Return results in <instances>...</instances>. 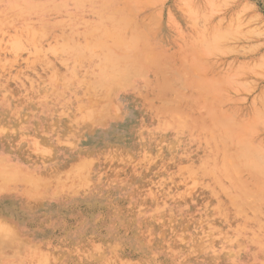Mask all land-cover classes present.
I'll return each mask as SVG.
<instances>
[{
    "label": "rangeland",
    "instance_id": "374dc122",
    "mask_svg": "<svg viewBox=\"0 0 264 264\" xmlns=\"http://www.w3.org/2000/svg\"><path fill=\"white\" fill-rule=\"evenodd\" d=\"M86 1L0 0V264H264V0Z\"/></svg>",
    "mask_w": 264,
    "mask_h": 264
},
{
    "label": "bare ground",
    "instance_id": "6f19581e",
    "mask_svg": "<svg viewBox=\"0 0 264 264\" xmlns=\"http://www.w3.org/2000/svg\"><path fill=\"white\" fill-rule=\"evenodd\" d=\"M48 1V0H47ZM63 1V0H62ZM88 1V0H87ZM86 1V2H87ZM91 1V0H90ZM50 2V1H49ZM94 2V1H93ZM16 3V2H15ZM22 3V2H21ZM33 3V2H32ZM48 3V2H47ZM88 3V2H87ZM102 3H105V1L104 2H102ZM85 4V3H84ZM99 4H100V2H99ZM106 4V3H105ZM4 5V4H3ZM20 5H22V4H20ZM30 5V4H29ZM56 5V4H55ZM96 5V4H95ZM101 5H103V4H101ZM111 5V4H110ZM14 6V5H13ZM24 6V5H23ZM31 6V5H30ZM41 6V5H40ZM39 5H38V7H40ZM54 6V5H53ZM11 7V6H10ZM20 7V6H19ZM27 7V6H26ZM42 7V6H41ZM56 7H58V6H56ZM72 7V6H71ZM74 7V6H73ZM88 7V6H87ZM105 7H106V5H105ZM24 8V7H23ZM60 8V7H59ZM107 8V7H106ZM110 8V7H109ZM36 9V8H35ZM61 9V8H60ZM102 9V8H101ZM12 10V9H11ZM18 10V9H17ZM32 10V9H31ZM40 10V9H39ZM112 10V9H111ZM16 11V10H15ZM24 11V10H23ZM52 11V10H51ZM92 11V10H91ZM90 11V12H91ZM95 11V10H94ZM97 11V10H96ZM107 11V10H106ZM22 12V11H21ZM40 12V11H39ZM41 12H43V11H41ZM93 12V11H92ZM92 12H91V14H92ZM99 12V11H98ZM105 12V11H104ZM13 13H14V11H13ZM19 13V12H18ZM23 13V12H22ZM30 13V12H29ZM49 13V12H48ZM47 13V14H48ZM70 13H71V11H70ZM86 13V12H85ZM108 13V12H107ZM112 13V12H111ZM114 13V12H113ZM112 13V14H113ZM68 14V13H67ZM118 14V13H117ZM5 15V14H4ZM10 16V15H9ZM19 16V15H18ZM50 16V15H49ZM128 16V15H127ZM98 17V16H97ZM104 17V16H103ZM15 18H16V16H15ZM19 18V17H18ZM44 18V17H43ZM46 18V17H45ZM77 18V17H76ZM90 18V17H89ZM11 19H12V17H11ZM33 19V18H32ZM4 20V19H3ZM24 20V19H23ZM26 20V19H25ZM40 20V19H39ZM54 20V19H53ZM72 20V19H71ZM11 21V20H10ZM15 21V20H14ZM37 21V20H36ZM36 21H34V22H36ZM41 21V20H40ZM73 21V20H72ZM99 21V20H98ZM105 21V20H104ZM29 22V21H28ZM32 22V21H31ZM54 22V21H53ZM66 22V21H65ZM68 22H69V20H68ZM71 22V21H70ZM91 22V21H90ZM11 23V22H10ZM48 23V22H47ZM50 23V22H49ZM52 23V22H51ZM4 24H6V23H4ZM24 24V23H23ZM26 24V23H25ZM77 24V23H76ZM80 24V23H79ZM96 24V23H95ZM132 24V23H131ZM32 25V24H31ZM72 25V24H71ZM101 25V24H100ZM106 25V24H105ZM109 25V24H108ZM8 26V25H7ZM17 26V25H16ZM24 26V25H23ZM64 26V25H63ZM102 26V25H101ZM107 26V25H106ZM116 26V25H115ZM35 27V26H34ZM40 27V26H39ZM47 27H49V26H47ZM47 27H46V29H47ZM98 27V26H97ZM118 27V26H117ZM20 28V27H19ZM137 28V27H136ZM123 29V28H122ZM15 30V29H14ZM48 30V29H47ZM65 30V29H64ZM71 30H72V28H71ZM88 30V29H87ZM23 31V30H22ZM84 31V30H83ZM19 32V31H18ZM21 32V31H20ZM105 32V31H104ZM60 33V32H59ZM16 34V33H15ZM42 34V33H41ZM81 34V33H80ZM95 34V33H94ZM103 34H108V32L106 31V33H103ZM18 35V34H17ZM30 35V34H29ZM93 35V34H92ZM96 35V34H95ZM80 36V35H79ZM83 36V35H82ZM107 37H110V39L108 40V43L110 44V45H112L113 47H116V48H118V49H121L122 51H124V52H127L128 50H130L131 48H133L134 47V45H135V42H134V40L133 39H130V40H124V39H122V38H120V37H118V36H113V35H110V34H108V35H106ZM73 37V36H72ZM89 37V36H88ZM103 37V36H102ZM101 37V38H102ZM7 38V37H6ZM12 38V37H11ZM10 38V39H11ZM77 38H78V36H77ZM82 38V37H81ZM27 39V38H26ZM43 39V38H42ZM59 39V38H58ZM28 40V39H27ZM40 40V39H39ZM59 41V40H58ZM51 42V41H50ZM49 42V43H50ZM139 43V42H138ZM24 44H26L25 42H24ZM31 44H32V42H31ZM109 44H104V43H100L99 45L101 46V48H103V49H107V47L109 46ZM1 45H3V44H1ZM27 45V44H26ZM6 46V45H5ZM46 46V45H45ZM111 46V47H112ZM59 47V46H58ZM74 47H76V46H74ZM110 47V48H111ZM17 48V47H16ZM69 48L70 47H65L64 48V50H69ZM27 49V48H26ZM29 49V48H28ZM109 49V48H108ZM112 49V48H111ZM4 51V50H3ZM72 50H70V52H71ZM69 52V51H68ZM68 52H67V54H68ZM133 52V51H132ZM131 52V53H132ZM137 52V51H136ZM19 53H20V50H19ZM22 53H24V52H22ZM63 53V52H62ZM66 53V52H65ZM28 54V53H27ZM87 54V53H86ZM120 54V53H119ZM130 54V53H129ZM7 55V54H6ZM9 55V54H8ZM7 55V56H8ZM11 55V54H10ZM48 55H50V54H48ZM52 55V54H51ZM65 55V54H64ZM12 56V55H11ZM32 56V55H31ZM53 56V55H52ZM68 56V55H67ZM69 56H70V54H69ZM129 56V55H128ZM127 56V57H128ZM135 56V55H134ZM136 56H137V54H136ZM4 57V56H3ZM15 57V56H14ZM37 57V56H36ZM87 57V56H86ZM32 58V57H31ZM66 58V57H65ZM64 58V59H65ZM69 58H71V57H69ZM39 59V58H38ZM74 59V58H73ZM73 59H72V61H73ZM96 59V58H95ZM124 59H125V57H124ZM124 59H123V61H124ZM137 59V58H136ZM142 59H143V57H142ZM55 60V59H54ZM70 60V59H69ZM105 60H107L108 62H111V63H114V62H116L117 60H118V58L116 57V56H114V55H111V54H106V56H105ZM40 61V60H39ZM83 61H84V59H83ZM90 61V60H89ZM96 61V60H95ZM122 61V62H123ZM125 61H127V60H125ZM124 61V62H125ZM11 62V61H10ZM22 62V61H21ZM33 62V61H32ZM31 62V63H32ZM139 62V61H138ZM142 62V61H141ZM28 63V62H27ZM35 63H36V61H35ZM121 63V62H120ZM156 63V62H155ZM7 64V63H6ZM13 64V63H12ZM18 64V63H17ZM69 64H70V62H69ZM87 64V63H86ZM89 64V63H88ZM104 64H105V62H104ZM19 65V64H18ZM95 65V64H94ZM133 65V64H132ZM135 65V64H134ZM139 65V64H138ZM170 65V64H169ZM4 66V65H3ZM15 66H16V64H15ZM141 66V65H140ZM17 67V66H16ZM28 67V66H27ZM32 67V66H31ZM97 67V66H96ZM39 68V67H38ZM46 68V67H45ZM73 68V67H72ZM98 68V67H97ZM154 68V67H153ZM162 68H166V67H162ZM11 69V68H10ZM15 69V68H14ZM41 69V68H40ZM75 69V68H74ZM77 69H79V68H77ZM5 70V69H4ZM19 70V69H18ZM25 70H27V69H25ZM9 71V70H8ZM23 71V70H22ZM41 71V70H40ZM45 71V70H44ZM84 71V70H83ZM86 71V70H85ZM106 71V70H105ZM142 71V70H141ZM4 72V71H3ZM17 72V71H16ZM87 72V71H86ZM85 72V73H86ZM148 72V71H147ZM5 73V72H4ZM18 73V72H17ZM20 73V72H19ZM34 73V72H33ZM100 73V72H99ZM106 73H107V71H106ZM144 74V73H143ZM152 74H153V72H152ZM159 74V73H158ZM8 75V74H7ZM49 75V74H48ZM102 75V74H101ZM22 76V75H21ZM50 76V75H49ZM82 76H85L84 74L82 75ZM95 76V75H94ZM35 77V76H34ZM71 77H72V75H71ZM86 77V76H85ZM135 77V76H134ZM11 78H12V76H11ZM21 78V77H20ZM94 78V77H93ZM143 78V77H142ZM151 78V77H150ZM102 79H104V78H102ZM152 79V78H151ZM7 80H9V79H7ZM130 80V79H129ZM135 80H137V78H135ZM154 80V79H153ZM73 80H71V82H72ZM93 81V80H92ZM100 81V80H99ZM51 82V81H50ZM83 82V81H82ZM17 83V82H16ZM19 83H21V82H19ZM35 83V82H34ZM41 83V82H40ZM113 83V82H112ZM22 84V83H21ZM27 84V83H26ZM95 84V83H94ZM105 84V83H104ZM2 85V84H1ZM4 85V84H3ZM75 85V84H74ZM91 85H93V84H91ZM107 85V84H106ZM16 86V85H15ZM21 86V85H20ZM30 86V85H29ZM171 86V85H170ZM25 87V86H24ZM84 87V86H83ZM127 88V87H126ZM27 89V88H26ZM120 89V88H119ZM177 89V88H176ZM33 90V89H32ZM98 90V89H97ZM103 90V89H102ZM101 90V91H102ZM169 90V89H168ZM167 90V91H168ZM1 91V90H0ZM28 91V90H27ZM66 91V90H65ZM68 92V91H67ZM112 92V91H111ZM36 93V92H35ZM51 93V92H50ZM38 94V93H37ZM70 94H73V93H70ZM53 95V94H52ZM56 95V94H55ZM79 95V94H78ZM171 95V94H170ZM17 96V95H16ZM19 96V95H18ZM27 96V95H26ZM73 96V95H72ZM82 96V95H81ZM20 97V96H19ZM24 97V96H23ZM29 97V96H28ZM33 97V96H32ZM42 97V96H41ZM44 97V96H43ZM2 98V97H1ZM0 98V99H1ZM35 98V97H34ZM40 99V98H39ZM79 99V98H78ZM16 100V99H15ZM19 100V99H18ZM22 101H24V100H22ZM41 101H44V100H41ZM81 101V100H80ZM33 102H34V100H33ZM45 102V101H44ZM68 103V102H67ZM17 105V104H16ZM51 105V104H50ZM57 105V104H56ZM48 106V105H47ZM4 107V106H3ZM178 108V107H177ZM180 108V107H179ZM185 108H187V107H185ZM83 110V109H82ZM179 110V109H178ZM9 111V110H8ZM82 112V111H81ZM172 112V111H171ZM170 113V112H169ZM41 114V113H40ZM58 114V113H57ZM196 114V113H195ZM12 115V114H11ZM61 115V114H60ZM68 115V114H67ZM76 115V114H75ZM157 115V114H156ZM13 116V115H12ZM69 116V115H68ZM173 116V115H172ZM18 117V116H17ZM14 118V117H13ZM77 118V117H76ZM155 118V117H154ZM206 118V117H205ZM16 119V118H15ZM64 119V118H63ZM79 119V118H78ZM28 120V119H27ZM39 120V119H38ZM85 120V119H84ZM174 120V119H173ZM205 121V120H204ZM189 122V121H188ZM188 122H186V123H188ZM208 122V121H207ZM174 123V122H173ZM160 124V123H159ZM192 125V124H191ZM193 126V125H192ZM209 126V125H208ZM219 127V126H218ZM31 128V127H30ZM194 128V127H193ZM186 129V128H185ZM199 129V128H198ZM31 130V129H30ZM32 131V130H31ZM187 131V130H186ZM198 131V130H197ZM215 131V130H214ZM204 132V131H203ZM172 133V132H171ZM196 134V133H195ZM226 134V133H225ZM172 135V134H171ZM174 135V134H173ZM186 135V134H185ZM191 135V134H190ZM200 136V135H199ZM226 136V135H225ZM198 137V136H197ZM137 138V137H136ZM183 138V137H182ZM222 138V137H221ZM225 138H227V136L225 137ZM192 139H193V137H192ZM219 139V138H218ZM136 140V139H135ZM208 140H210V139H208ZM221 140V139H220ZM182 141H183V139H182ZM227 141V140H226ZM229 141V140H228ZM187 142V141H186ZM199 142H201V141H198L196 144H198ZM140 143V142H139ZM224 143V142H223ZM228 143V142H227ZM184 144V143H183ZM202 144V143H201ZM214 144V143H213ZM212 144V145H213ZM219 143H217V145H218ZM221 144V143H220ZM204 145V144H203ZM202 145V146H203ZM226 145V144H225ZM173 146V145H172ZM195 146V145H194ZM205 146H206V144H205ZM220 146V145H219ZM180 147V146H179ZM171 148H173V147H171ZM184 148V147H183ZM188 148V147H187ZM190 148V147H189ZM196 148V147H195ZM204 148V147H203ZM220 148V147H219ZM232 148V147H231ZM142 149V148H141ZM181 149V148H180ZM186 149V148H185ZM233 149V148H232ZM137 150V149H136ZM182 150V149H181ZM209 150V149H208ZM218 150V149H217ZM143 151V150H142ZM188 151V150H187ZM191 151V150H190ZM199 151V150H198ZM207 151V150H206ZM203 152V151H202ZM208 152V151H207ZM210 152V151H209ZM217 152V151H216ZM220 152H221V150H220ZM0 153H1V151H0ZM180 153H182V152H180ZM187 153V152H186ZM201 153V152H200ZM204 153V152H203ZM228 153V152H227ZM198 154V153H197ZM190 155V154H189ZM196 155V154H195ZM202 155V154H201ZM209 155H211V154H209ZM227 155V154H226ZM178 156H180V155H178ZM207 156V155H206ZM205 156V157H206ZM139 157V156H138ZM195 157V156H194ZM178 158V157H177ZM181 158V157H180ZM186 158V157H185ZM196 158V157H195ZM216 158V157H215ZM249 158V157H248ZM179 159V158H178ZM188 159V158H187ZM240 159V158H239ZM175 160V159H174ZM198 160V159H197ZM208 160H209V158H208ZM218 160V159H217ZM180 161H181V159H180ZM194 161V160H193ZM215 161V160H214ZM220 161V160H219ZM226 161V160H225ZM251 161V160H250ZM183 162V161H182ZM181 162V163H182ZM204 162V161H203ZM164 163V162H163ZM179 163V162H178ZM197 163H198V161H197ZM208 163H210V162H208ZM215 163V162H214ZM237 163V162H236ZM27 164V163H26ZM175 165V164H174ZM197 165V164H196ZM209 165V164H208ZM223 165H225V164H223ZM176 166V165H175ZM192 166V165H191ZM190 166V167H191ZM199 166V165H198ZM194 167V166H193ZM207 167V166H206ZM23 168H24V166H23ZM40 168V167H39ZM175 168V167H174ZM205 168V167H204ZM210 168H212V167H210ZM213 168H215V167H213ZM217 168V167H216ZM221 168V167H220ZM241 168H243V167H241ZM34 169H35V167H34ZM49 169V168H48ZM178 169V168H177ZM197 169H199V167L197 168ZM6 170V169H5ZM8 170V169H7ZM17 170V169H16ZM217 170V169H216ZM43 171V170H42ZM200 171V170H199ZM201 171H202V169H201ZM10 172V171H9ZM32 172V171H31ZM185 172V171H184ZM205 172V171H204ZM206 172H208V171H206ZM227 172V171H226ZM25 173V172H24ZM23 173V174H24ZM183 173V172H182ZM218 173V172H217ZM214 174V173H213ZM222 174V173H221ZM30 175V174H29ZM33 175H34V173H33ZM228 175V174H227ZM201 175H199V177H200ZM187 177V176H186ZM205 177V176H204ZM210 177V176H209ZM208 177V178H209ZM227 177V176H226ZM18 178V177H17ZM172 178V177H171ZM179 178V177H178ZM19 179H20V177H19ZM210 179V178H209ZM216 179V178H215ZM218 179H220L219 177H218ZM230 178H228V180H229ZM204 180V179H203ZM15 181V180H14ZM208 181V180H207ZM21 182V181H20ZM218 182V181H217ZM23 183V182H22ZM205 184V183H204ZM236 185V184H235ZM208 186V185H207ZM229 186V185H228ZM217 187V186H216ZM215 188V187H214ZM218 188V187H217ZM223 188V187H222ZM234 188V187H233ZM228 189V188H227ZM205 190V189H204ZM236 190V189H235ZM206 191V190H205ZM219 191V190H218ZM263 191V190H262ZM210 192V191H209ZM233 192V191H232ZM235 192V191H234ZM244 192H246V191H244ZM202 193V192H201ZM208 193V192H207ZM239 193V192H238ZM211 195V194H210ZM209 195V196H210ZM213 196V195H212ZM223 196V195H222ZM241 197V196H240ZM201 198V197H200ZM225 198V197H224ZM214 199V198H213ZM245 199V198H244ZM261 199V198H260ZM264 199V198H263ZM211 200V199H210ZM240 200H242V199H240ZM226 201H227V198H226ZM214 202V201H213ZM229 203V202H228ZM245 203V202H244ZM243 203V204H244ZM199 204V203H198ZM215 204V203H214ZM224 204V203H223ZM200 205H202L201 203H200ZM198 206V205H197ZM243 206V205H242ZM241 206V207H242ZM196 207V206H195ZM212 207V206H211ZM197 208V207H196ZM245 208V207H244ZM264 209V208H263ZM204 210V209H203ZM196 211V210H195ZM204 212V211H203ZM202 212V213H203ZM229 212V211H228ZM248 213V212H247ZM228 214V213H227ZM226 214V215H227ZM258 214V213H257ZM229 216V215H228ZM241 216H242V214H241ZM240 216V217H241ZM229 218V217H228ZM232 218V217H231ZM222 219V218H221ZM231 220V219H230ZM236 220V219H235ZM238 220V219H237ZM239 221H241V220H239ZM252 223V222H251ZM251 225V224H250ZM254 226V225H253ZM249 227V226H248ZM239 229V228H238ZM237 229V230H238ZM260 230V229H259ZM255 232H257V231H255ZM245 234V233H244ZM257 235V234H256ZM243 236V235H242ZM263 236V235H262ZM260 238V237H259ZM255 239V238H254ZM248 241V240H247ZM255 242H256V240H255ZM254 243V242H253ZM257 243V242H256ZM251 248V247H250Z\"/></svg>",
    "mask_w": 264,
    "mask_h": 264
}]
</instances>
